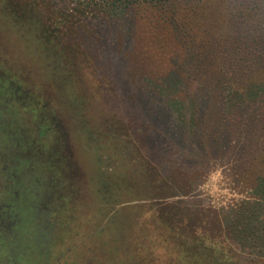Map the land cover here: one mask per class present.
<instances>
[{"label":"rangeland","instance_id":"374dc122","mask_svg":"<svg viewBox=\"0 0 264 264\" xmlns=\"http://www.w3.org/2000/svg\"><path fill=\"white\" fill-rule=\"evenodd\" d=\"M256 2L0 0V264H264Z\"/></svg>","mask_w":264,"mask_h":264},{"label":"trees","instance_id":"16d2710c","mask_svg":"<svg viewBox=\"0 0 264 264\" xmlns=\"http://www.w3.org/2000/svg\"><path fill=\"white\" fill-rule=\"evenodd\" d=\"M243 1V0H230V5L233 9H236L237 7L239 8L240 7V2ZM260 1V2H259ZM258 2V3H257ZM257 2L254 4V6L257 5L259 11H260V16L262 18H264V2L263 0H257ZM253 6V8H254ZM252 9V8H251ZM264 96H260L259 97V102L257 103L256 106H258V108H263L264 107ZM245 105H246V102L243 101L241 102V104H239V108L241 109H244L245 110ZM254 109H258L256 107H253ZM249 119L248 117L245 118V121L247 122ZM261 189H264V180L261 182L260 186H259ZM255 210L258 209L261 211V215H255L253 216V218H251L252 214L251 213H248V215H243L242 217L244 218H248V220H250V223H251V229L253 230V236H254V241L257 242V244H259L260 246H264V204L263 203H256L255 202ZM262 208V210L260 209ZM250 211L251 212H254V209L252 210V208H250ZM260 218V219H259ZM190 253V255L192 254L191 252H188ZM222 255V256H221ZM220 256L222 257V260H220L218 258V256L214 255V261L217 262L218 264H232L227 258L226 256H223V253L221 254ZM262 256V255H261ZM264 257V255H263ZM190 260V259H188ZM228 262V263H227ZM213 264H215L213 262Z\"/></svg>","mask_w":264,"mask_h":264}]
</instances>
